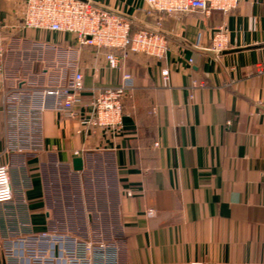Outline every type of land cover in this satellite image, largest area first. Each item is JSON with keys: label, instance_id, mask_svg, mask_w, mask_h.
I'll return each instance as SVG.
<instances>
[{"label": "crops", "instance_id": "0c3cea01", "mask_svg": "<svg viewBox=\"0 0 264 264\" xmlns=\"http://www.w3.org/2000/svg\"><path fill=\"white\" fill-rule=\"evenodd\" d=\"M91 1L131 17L134 29H160L169 49L162 59L133 54L112 68L105 50L81 49L70 33L12 28L24 0H0V165L9 166L14 195L0 203V264L7 247L31 264L29 249L58 253L75 239L107 245L95 264H264V0L209 14ZM219 26L227 48L215 53ZM65 67L84 73L83 104L118 85L123 69L132 74L120 134L80 131L82 107L76 117L58 111L62 97L47 90L68 82L57 70ZM90 165L99 172L97 216H88L92 230L74 234L54 220L51 176Z\"/></svg>", "mask_w": 264, "mask_h": 264}, {"label": "built area", "instance_id": "2783aa9c", "mask_svg": "<svg viewBox=\"0 0 264 264\" xmlns=\"http://www.w3.org/2000/svg\"><path fill=\"white\" fill-rule=\"evenodd\" d=\"M240 1L242 0H146L152 14L194 10H201L206 14L212 10L228 13L237 8ZM12 28L70 33L81 49L94 47L98 50H107L105 58L112 68H123V61L132 54L162 59L169 49L168 40L162 33L145 28L132 32L130 20L95 5L91 0H24L21 19L18 25ZM225 29L224 26H219L214 32L211 50L215 53L227 48ZM2 41L3 36L0 34V55L4 52ZM260 71H264V65L260 67ZM162 75L164 79H168L169 69H162ZM134 85L132 74L123 69L118 85L100 87L95 91L92 102L83 104L84 73L81 70H74L65 85L53 87L47 90V93L62 97L58 104V111L61 114L76 117L77 109L83 108L80 131L86 128L90 133H97L98 129H105L114 137L124 129V100ZM74 154L80 155V151L76 150ZM13 198L10 169L7 164H2L0 203H9ZM155 214L154 209L148 210L149 216ZM106 248L107 245L102 243L75 239L71 246L59 250L58 253L56 249L41 247L29 249L27 253L31 264H95L97 250ZM15 252L13 247L6 248L7 264H21L14 259Z\"/></svg>", "mask_w": 264, "mask_h": 264}, {"label": "rangeland", "instance_id": "374dc122", "mask_svg": "<svg viewBox=\"0 0 264 264\" xmlns=\"http://www.w3.org/2000/svg\"><path fill=\"white\" fill-rule=\"evenodd\" d=\"M57 70H60L62 80L70 77L71 69L69 67ZM24 71L25 69H21V74ZM36 71L39 72L40 68L38 67ZM98 179L99 172L92 165L84 174L54 172L51 176L52 186L50 192L52 205L57 209V212L54 213V220L60 222L59 219L63 218V222L68 225V230L74 234L80 231L92 230V223L90 224L88 216L91 215L92 220L97 216L91 206L93 191L99 185ZM60 185L63 187L61 192L58 190V187H61Z\"/></svg>", "mask_w": 264, "mask_h": 264}, {"label": "water", "instance_id": "95a60500", "mask_svg": "<svg viewBox=\"0 0 264 264\" xmlns=\"http://www.w3.org/2000/svg\"><path fill=\"white\" fill-rule=\"evenodd\" d=\"M95 5L100 6V7L104 8L105 10H108V11L114 13V14H117V15L123 16V17L127 18L128 20H130L131 22L134 21V19H132L131 17H129V16L123 14V13H120V12H118V11L112 10V9H110V8H108V7H105V6L99 5V4H97V3H95ZM146 29H149V30H153V31H156V32L163 33L160 29H158V28H154V27H148V28H146ZM73 168H74V170H76V171H81V170L84 169V159H83V157H81V156H77V157H74V158H73Z\"/></svg>", "mask_w": 264, "mask_h": 264}, {"label": "trees", "instance_id": "16d2710c", "mask_svg": "<svg viewBox=\"0 0 264 264\" xmlns=\"http://www.w3.org/2000/svg\"><path fill=\"white\" fill-rule=\"evenodd\" d=\"M135 30H136V29H134L133 24H132V32L135 31ZM105 51H107V50H105ZM132 55H133V54H132Z\"/></svg>", "mask_w": 264, "mask_h": 264}]
</instances>
